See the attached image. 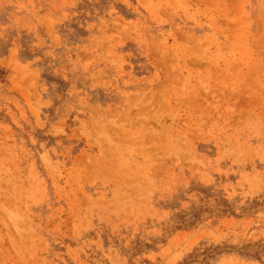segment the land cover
<instances>
[{"label": "rangeland", "instance_id": "obj_1", "mask_svg": "<svg viewBox=\"0 0 264 264\" xmlns=\"http://www.w3.org/2000/svg\"><path fill=\"white\" fill-rule=\"evenodd\" d=\"M0 264H264V0H0Z\"/></svg>", "mask_w": 264, "mask_h": 264}, {"label": "bare ground", "instance_id": "obj_2", "mask_svg": "<svg viewBox=\"0 0 264 264\" xmlns=\"http://www.w3.org/2000/svg\"><path fill=\"white\" fill-rule=\"evenodd\" d=\"M146 97H147V96H145V98H146ZM131 99H132V98H131ZM144 100H145V99H144ZM147 100H148V98H147ZM148 101H149V100H148ZM144 103H145V102H144ZM141 123H143V122H141ZM145 123H146V122H145ZM141 125H142V124H141ZM145 125L148 126L149 124H145ZM145 127H146V126H145ZM141 130H142V129H141ZM149 130H150V129H149ZM149 130H148V129H146V131L144 130V133L147 132V131L149 132ZM142 131H143V130H142ZM142 131H141V132H142ZM148 132H147V133H148ZM144 133L142 132V134H144ZM145 135H146V134H145ZM147 136H148V135H147ZM141 137H142V136H141ZM142 138H144V137H142ZM145 138H146V137H145ZM147 138H148V137H147ZM145 141H146V140H145ZM152 142H153V141H152ZM127 143H128V142H127ZM144 143H147V142H144ZM119 144H120V143H119ZM126 145H127V144H126ZM148 145H149V144H148ZM144 146H145V145H144ZM148 148H149V147H148ZM104 150H105V149H104ZM112 150H113V149H112ZM147 150H148V149H147ZM148 151H149V150H148ZM106 153H107V150H106ZM144 153H145V152H144ZM144 153H143V154H144ZM118 154H119V153H118ZM141 154H142V153H141ZM148 154H149V152H148ZM148 154H147V155H148ZM151 154H152V153H150V155H151ZM105 155H106V154H105ZM114 156H115V154H114ZM114 156H113V158H111V160H113V161L115 160V159H114ZM116 156H119V155H116ZM104 157H105V156H104ZM110 157H111V156H110ZM151 157H152V156H151ZM106 158H107V157H106ZM106 158H103V159L105 160ZM152 159H153V158H152ZM106 160H107V159H106ZM106 160H105V161H106ZM93 161L95 162L96 160L94 159ZM101 161H102V160H101ZM105 161H103V162L105 163ZM113 161H112V163H113ZM151 161H152V160H151ZM97 162H98V161H97ZM108 162H110V161H108ZM104 163H103V165H98V166H99V167H100V166H103V167H104ZM106 163H107V161H106ZM110 163H111V162H110ZM92 164H93V163H92ZM94 164H95V163H94ZM94 164H93V166H94ZM99 164H100V163H99ZM106 165H107V164H106ZM106 165H105V167H107V166L110 165V164H108L107 166H106ZM93 166H92V167H93ZM156 166H157V165H156ZM156 166H155V167H156ZM164 166H165V165H164ZM164 166H163V167H164ZM95 167H96V166H95ZM103 167H102V168H103ZM108 167L111 169L110 166H108ZM155 167H154V168H155ZM163 167H162V168H163ZM89 168H91V167H89ZM97 168H98V167H97ZM97 168H96V169H97ZM156 168H157V167H156ZM96 169H95V170H96ZM105 169H106V168H105ZM110 169L107 168V170H110ZM168 169H169V168H168ZM168 169H167V170H168ZM107 170H105V171H106L105 173H108V176H109V175H110V174H109L110 171L107 172ZM154 170H155V169H154ZM154 170H153V171H154ZM156 170H157V169H156ZM161 170H162V169H161ZM163 170H164V169H163ZM91 171H92V169H91ZM93 171H94V168H93ZM96 171H98V169H97ZM99 171H100V170H99ZM101 171H102V170H101ZM101 171H100V172H101ZM103 171H104V170H103ZM103 171H102V173H104ZM146 171H147V170H146ZM153 171H152V172H153ZM158 171H159V170H158ZM168 171H169V170H168ZM112 172H113V170H112ZM152 172H150V173H152ZM116 173H118V172H116ZM150 173H149V174H150ZM167 173H168V172H167ZM98 174H99V172H98ZM156 174H157V172H156ZM161 174H163L162 171H161ZM99 175H100V174H99ZM106 175H107V174H106ZM112 175H113V174H112ZM124 175H125V174H124ZM124 175H123V176H124ZM158 175H159V174H158ZM163 175H164V174H163ZM165 175H166V174H165ZM128 176H129V175H128ZM156 176H157V175H156ZM156 176H155V178H156ZM101 177H104V176H101ZM110 177H111V176H110ZM157 177H159V176H157ZM161 177L164 178V176H161ZM181 178H182V177H181ZM156 179L158 180V178H156ZM183 179H184V177H183ZM127 180H128V178H127ZM163 180H164V179H163ZM163 180H162V182L164 183V181H166V180H164V181H163ZM177 180H178V179H177ZM180 180H182V179H180ZM184 180H185V179H184ZM184 180L181 181V182H184ZM129 181H132V180H129ZM129 181H128V182H129ZM149 181H150V180H149ZM149 181H148V182H149ZM155 181H156V180H155ZM160 181H161V180H160ZM173 181H174V180H173ZM175 181H176V180H175ZM185 181H186V180H185ZM155 183H156V182H155ZM177 183H178V182H176V185H177ZM185 183H186V182H185ZM172 184H173V182H172ZM178 184H179V183H178Z\"/></svg>", "mask_w": 264, "mask_h": 264}]
</instances>
